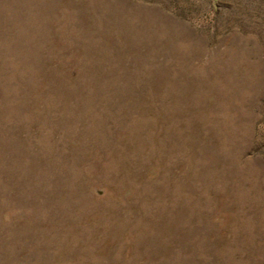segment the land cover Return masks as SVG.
I'll return each instance as SVG.
<instances>
[{
    "label": "rangeland",
    "instance_id": "rangeland-1",
    "mask_svg": "<svg viewBox=\"0 0 264 264\" xmlns=\"http://www.w3.org/2000/svg\"><path fill=\"white\" fill-rule=\"evenodd\" d=\"M0 264H264V0H0Z\"/></svg>",
    "mask_w": 264,
    "mask_h": 264
}]
</instances>
